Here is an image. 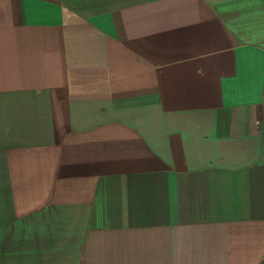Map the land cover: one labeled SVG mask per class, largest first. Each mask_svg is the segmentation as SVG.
Returning a JSON list of instances; mask_svg holds the SVG:
<instances>
[{"label": "crops", "instance_id": "1", "mask_svg": "<svg viewBox=\"0 0 264 264\" xmlns=\"http://www.w3.org/2000/svg\"><path fill=\"white\" fill-rule=\"evenodd\" d=\"M264 0H0V264H261Z\"/></svg>", "mask_w": 264, "mask_h": 264}, {"label": "built area", "instance_id": "2", "mask_svg": "<svg viewBox=\"0 0 264 264\" xmlns=\"http://www.w3.org/2000/svg\"><path fill=\"white\" fill-rule=\"evenodd\" d=\"M261 264H264V261Z\"/></svg>", "mask_w": 264, "mask_h": 264}]
</instances>
